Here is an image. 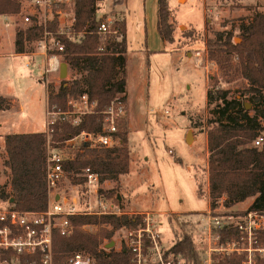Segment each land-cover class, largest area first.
I'll use <instances>...</instances> for the list:
<instances>
[{
	"label": "rangeland",
	"instance_id": "obj_1",
	"mask_svg": "<svg viewBox=\"0 0 264 264\" xmlns=\"http://www.w3.org/2000/svg\"><path fill=\"white\" fill-rule=\"evenodd\" d=\"M166 1L173 42L162 40L159 34L158 0H106L102 13L97 12V17L111 13L114 18L125 19L126 23L128 86L124 93L127 116L121 131L126 132V145L130 149L129 172L104 180L99 188L111 190L108 192L111 194L104 192L106 196L115 198L116 193L120 196L116 201L122 212L120 215L141 214V223L135 228L143 225L144 213H153L163 236L164 251L175 241V231L184 230L181 224L189 222L196 229L194 236L202 250V264H217L218 256L233 252L243 255L242 264H247L248 252L232 250L237 246H250L246 240H238V237L222 241L223 230L217 232L213 229L212 238L207 240H203L205 236L202 232L199 233L200 218L206 210L224 217L226 221L229 216L238 221L254 199L250 197L226 207L222 198L215 208L210 206V152L203 128L210 116L207 89L221 77L217 64L207 57L205 41L219 30L233 29L239 34L242 22L249 21L256 12L264 11V0ZM22 4L24 12L31 11L27 0H22ZM5 16H9L12 22L5 31L8 42L9 35H16L17 27L24 28L29 24H25L22 17ZM61 19L64 27L74 23L73 8L68 7L66 16ZM39 41L27 44L26 51L42 52ZM235 41L241 42L242 37H236ZM49 47L52 51L57 49L52 40ZM31 58L39 60L35 54ZM25 62L26 57H20L0 69V93L15 94L14 108L0 110V123H7L0 128V186L7 185L8 189H11V173L2 132H45L49 96L52 91H57L62 80L57 72L44 74L46 63H40V69L33 66L34 71H30ZM79 75L75 69L68 68L65 79ZM247 84V80L238 75L230 82L221 81L219 86L229 89V97L243 94L253 114V101L247 93ZM189 131L192 138L187 141ZM260 134L264 135V132L260 131ZM72 175L81 177L79 174ZM72 175L67 172L66 179L60 184L61 190L65 189L71 195L78 194L82 200L87 198L94 203L96 192L93 187L84 181L81 184L74 182ZM10 203L0 196V210L10 208ZM83 228L97 232L99 226L85 225ZM135 228H119L111 240L115 241L112 247L119 249L126 245L128 229ZM261 229H264V224ZM107 243L106 240L104 247ZM208 248L211 249L210 256L206 253ZM256 253L253 264H257L258 258H263ZM184 264H187L185 260Z\"/></svg>",
	"mask_w": 264,
	"mask_h": 264
},
{
	"label": "trees",
	"instance_id": "obj_2",
	"mask_svg": "<svg viewBox=\"0 0 264 264\" xmlns=\"http://www.w3.org/2000/svg\"><path fill=\"white\" fill-rule=\"evenodd\" d=\"M73 10L75 22L71 28L76 33L84 32L79 40L59 34V23L53 20L46 27L37 23L24 28L17 27L15 49L19 53L25 52L27 44L41 39L45 29L50 31L56 42L64 46L61 51L63 61L80 75L70 80L62 79L57 91L50 94L49 102L65 109L68 95L86 92L96 101L95 109L100 111L127 88L125 19L117 21L123 33L122 40L110 39L107 51L100 54L97 52L99 36L95 0H76ZM24 14L22 0H0V15L23 17ZM168 17L167 1L158 0L159 34L163 40L173 42ZM238 36L242 37L239 43L235 41ZM205 43L207 57L217 64L221 77L207 89L210 116L203 128L210 152V206L215 208L223 198L224 206L232 207L253 197L246 213L264 212V143L261 146L254 145L260 131L264 132V11H258L249 21L242 22L239 34L233 29L219 30L213 37H208ZM238 75L248 82L247 93L253 101V114L247 108V99L243 94L240 97H229V89L219 86L221 81L230 82ZM12 106L11 99L0 95V110ZM101 124L102 115L98 112L86 115L77 126L60 121L56 125L54 138L64 141L83 130H100ZM119 134L122 140L120 146L100 150L83 147V151L73 160L64 163L65 170L69 175L79 174L85 167L91 166L100 173L101 181L128 173L130 149L126 145V132L121 131ZM4 148L8 155L11 189L7 185L0 186L1 198L9 201L13 199L10 207L20 210L46 209L48 186L45 133H9L5 135ZM72 179L76 183L85 180L73 175ZM109 191L100 189L101 193ZM115 198L118 202L120 196L116 193ZM71 223L73 230L70 234L54 233L53 250L57 262L64 261L76 251H82L95 258L94 264H131L132 251L126 245L117 249L106 248L104 243L106 240L110 242L119 228L137 227L141 223V214H82L72 216ZM85 225H97L99 229L90 232L83 228ZM181 226L184 230L175 231V241L164 251L165 255H181L187 264H202V250L194 236L195 226L189 222ZM238 237L237 229L222 231V241ZM258 245H264V229L259 230ZM218 258L217 264H242L243 261V255L235 252ZM257 264H264V259L258 258Z\"/></svg>",
	"mask_w": 264,
	"mask_h": 264
},
{
	"label": "built area",
	"instance_id": "obj_3",
	"mask_svg": "<svg viewBox=\"0 0 264 264\" xmlns=\"http://www.w3.org/2000/svg\"><path fill=\"white\" fill-rule=\"evenodd\" d=\"M27 1L30 3L31 11L24 12L22 20L25 24L37 23L46 27L53 20H57L59 34L66 35L72 40H79L84 35V32L76 33L72 30L71 27L74 23H69L65 25L66 27L62 26L61 18L66 16L68 7L73 8L76 0ZM103 2L106 0H95V7L99 13H102ZM113 16L111 13H103L97 17V34L99 36L97 52L100 54L107 51L110 39L114 38L120 41L123 38V33L117 23L121 19ZM11 23L8 20L7 24ZM50 40L56 46V51L50 49ZM38 46L47 57L44 74L54 72L60 74L61 59L58 54L61 55L64 46L56 42L53 34L46 29ZM95 107L96 101L86 92L68 95L65 109L48 101L47 125L44 132L47 151L48 205L41 211L20 210L12 207L0 210V264H94L95 258L82 251H76L68 255L64 261L57 262L54 257L53 236L55 232L61 235H68L72 232V216L82 214L120 215L122 213L116 203V198L108 197L100 192L99 186L103 181H101L100 173L91 166L85 167L79 175L85 179L84 183L93 187L96 192L94 203L87 198L82 200L78 194L71 195L67 190L61 193L60 184L67 177L64 163L73 160L79 152L83 151V147L113 148L122 144L119 133L122 121L127 116L126 94L119 93L100 111H97ZM96 112L102 115L100 130H83L64 141L55 140L54 134L58 122H69L77 126L81 124L86 115ZM263 143L264 135L259 134L254 140V145L261 146ZM143 215V225L127 231L126 246L132 251L131 264H149L151 262L184 264L181 255L172 253L165 255L162 247L163 236L154 214L146 212ZM223 218L212 214L210 210L202 213L199 233L202 232L205 236L203 240L212 238L213 229L220 232L224 228H228L225 230L235 228L239 232L238 240L240 238L241 241L246 240L250 246H237L232 250L248 252L247 264H253L256 252L264 258V245H258L257 237L258 231L263 228L264 212L248 211L238 221H234L232 216L228 217V221ZM206 233L209 234L207 237ZM229 245L231 246L232 243L229 242ZM210 251L209 248L206 251L209 256Z\"/></svg>",
	"mask_w": 264,
	"mask_h": 264
},
{
	"label": "crops",
	"instance_id": "obj_4",
	"mask_svg": "<svg viewBox=\"0 0 264 264\" xmlns=\"http://www.w3.org/2000/svg\"><path fill=\"white\" fill-rule=\"evenodd\" d=\"M10 17L9 16H5V15H0V69L4 68V66L6 65H11V63L17 59H19L20 57H26V62H25V66L28 68V70L30 71H34L33 69V66L36 67V69H40L39 68V64L40 63H46V60H47V57L44 53L40 52V53H36V52H28V51H25V52H16V49H15V36H10V39H8V42L7 40H5V31H7V28L10 27L12 25V23L10 25H8V20ZM2 27V28H1ZM2 30V32H1ZM6 35L7 32H6ZM127 35V33H126ZM163 40V39H162ZM6 41V42H5ZM32 54H35L37 56H39V60H33L31 58ZM60 59H61V63L63 62L62 61V55L58 54ZM69 68V67H68ZM127 86H128V83H127ZM1 90V88H0ZM127 90V88H126ZM0 95H3V96H6L8 97L9 99H11V101L13 102V108H14V105H15V102H14V98L15 97L14 95H11L10 94H7V93H0ZM5 113V112H4ZM9 114H12L11 111H8ZM7 123L5 122H2L0 123V128L6 126ZM43 130H36L34 132H41ZM3 136L2 138L4 139L5 138V135L9 134V133H5V132H2ZM4 144H5V139H4ZM65 189L61 190V193H64ZM174 242V241H173Z\"/></svg>",
	"mask_w": 264,
	"mask_h": 264
},
{
	"label": "water",
	"instance_id": "obj_5",
	"mask_svg": "<svg viewBox=\"0 0 264 264\" xmlns=\"http://www.w3.org/2000/svg\"><path fill=\"white\" fill-rule=\"evenodd\" d=\"M67 75H68V65L66 62H62L60 65V77H61V79H65L67 77ZM246 106H247V108H249L250 104L246 103ZM191 138H192V133H191V131H189L187 141H190ZM12 201H13V199L10 200V202H12ZM114 244H115V241H110L109 243H107L105 245V247L106 248H112V245H114Z\"/></svg>",
	"mask_w": 264,
	"mask_h": 264
}]
</instances>
